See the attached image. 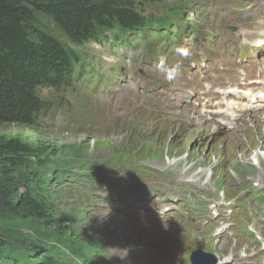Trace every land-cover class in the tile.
Wrapping results in <instances>:
<instances>
[{
	"label": "rangeland",
	"instance_id": "1",
	"mask_svg": "<svg viewBox=\"0 0 264 264\" xmlns=\"http://www.w3.org/2000/svg\"><path fill=\"white\" fill-rule=\"evenodd\" d=\"M180 3L187 8L189 16H191L192 11L188 10L189 8L191 10L193 6H198L202 10L201 17L198 18L197 22L200 24L201 21L204 26L198 30V35L180 40L179 45L176 41H166V45L165 41L155 45H147L144 40H136L134 49L122 50L124 58L114 56L113 52L115 49L87 43L80 48L81 53L85 57L84 66L89 70L92 68L97 73L105 71L101 75L103 81L100 83V87H92L90 93L86 94L83 92L80 94L81 98H76L74 95L79 94L83 88L81 87V81L78 79L72 85V91L69 90L64 93L51 92L53 99H58L59 95H63L61 102L57 103L60 107L57 109L53 108L37 129L17 125H4L0 128V133L9 138H17L23 141L28 150L32 151L33 157L30 161L36 167L54 166V163L60 158L58 155L59 148H63L62 151L67 158L65 161L71 160L70 163H77L78 167L93 164L99 168L105 165L106 162L129 158L128 155L136 158L132 160L136 161L134 167L137 166L140 173L146 172L148 176H146L144 181L147 184L140 182L136 175L135 181L126 179L131 188V193H121L114 198L117 200L120 197H124L126 202L118 204L115 209L110 208L108 215L100 216V219L108 221L99 226L101 228L100 232L94 231L83 224L78 225L74 229L76 236L83 240L87 238L93 240L98 244V247H101L100 256L104 257L105 264H120L124 261H128L131 264H160L159 255L165 259L170 257L169 254L164 256V253L167 252L169 247L174 245V242L168 240L167 237L175 234L177 226L181 229L183 227L175 222L176 219L171 220V222H174L172 227L170 222L167 221V217L176 215L178 211L183 214H186L187 211L191 213L188 216H183V224L189 232L188 244L199 239L197 228L188 226V222L194 220L196 216L193 203L189 199L171 200L174 203L178 202L179 210H177V206L174 204L173 207H170L169 199H158L156 202H162L160 204L153 202L151 199L145 201L142 195L146 190L154 187L167 189L169 186L178 185L179 194L185 196V198L190 196L193 200L200 199L207 210L211 203L215 202L218 204L221 202L218 191L225 185L228 194V205L220 209L225 219L229 216L228 209L233 208L234 214L231 216L230 222L237 221L238 230L241 235H245V239H254L252 235L247 234L246 226L255 218L259 222L258 228L264 232V179L256 187V189L260 190L253 189L251 183L246 179L247 176L254 178V174L250 173V171L233 175L223 181L221 185L213 179L207 184L201 182L183 188V185H180V180L183 178L180 176L178 169L185 168L188 164L185 158L178 157L176 159L178 162L168 168L166 173H172V176L164 186L161 182H153L157 178H163V175L151 173V170L145 168L149 162L160 160L168 153L171 155L172 151H176L172 156H178L188 150L190 146L197 147L199 143H202L200 146L202 148L197 150V153H201L204 150V143H206L205 155H207L214 141V138L208 141L209 135L203 136L204 132L198 134V130H182L176 125L162 123L158 115H155V117H152L151 114L146 116V114L136 110V108L144 105L135 106L132 104L134 100L137 104L141 102L140 89L134 88L135 84H141L143 87L144 82L148 80L167 78L166 74L161 73L157 67L161 59H164L169 67L178 62L180 63L181 70L179 75L169 79L171 83L168 87L175 89L177 87L180 92H183L186 88H198L201 84V80L198 85L194 84V80H192L195 74H199L198 71L192 69L196 60L198 70L201 62L202 65L206 66V68L201 70V76L203 77L206 74L222 80L230 78L235 81L243 77L245 82L242 87L248 88L250 84L247 81L254 76V73L244 71L243 67L237 62L244 58L239 53L250 48H245L241 41V37L245 36V29L249 27L251 30H256L253 33L254 37H258L261 34L262 28L254 27L258 24L256 21L264 16V8L260 7V0H156L146 5L144 14L154 18H161L165 15L170 17L171 15L173 16V13L179 12L176 5ZM242 13L247 16H243ZM232 25L236 27L237 31L231 32L227 28V26ZM53 34L60 37L56 30H53ZM199 36H202V38ZM174 39L176 40V38ZM177 47L189 48L190 56L185 58L178 55L175 51ZM253 51L251 49L248 57L244 61L242 60L243 64L255 62L256 57ZM152 52L154 57L157 56L159 60L149 57ZM261 56H263L262 53L258 55V57ZM253 60L254 62H252ZM120 61L125 65L124 76H122ZM84 74L85 72L82 70L79 77H83ZM172 91V89H166L163 96L165 103H169L171 100ZM113 93H118L117 99L106 106L114 107L115 109L120 105L121 114L116 119H110L111 117L105 112V106H101ZM48 94L49 91L44 92L43 96L47 97ZM121 99L127 104L126 109L123 107ZM175 99L178 102V97H175ZM147 107L149 110H154L153 105L147 104ZM246 115L248 124L250 123L255 131V140L250 143L249 148L245 145V143L247 144L246 140H243L242 145L239 142L235 144L237 149L234 150L232 158L228 161L229 170H232L234 163H246L253 152L264 149V113H257L255 117H258V121H255L250 114L247 113ZM221 135V133H218L214 137H221ZM236 136L237 134H234L235 139ZM211 154L213 155V152ZM206 158H209V155ZM163 165L164 163L160 164V168ZM106 194L107 192L104 195ZM255 194L259 197L256 201L254 200ZM115 195L112 194V196ZM169 195L173 197L171 194ZM132 205L134 207H131ZM160 205L165 206L163 209L170 210L160 219H154V213L151 209ZM159 210L157 209L156 211ZM53 213H59L55 217L58 221H62L67 217V214L61 213L59 206L58 212L54 210ZM237 216L241 220L235 219ZM198 218H205L202 211L198 213ZM100 219L96 221L99 224ZM61 228L64 231L63 238L49 233L47 229H44L38 223L31 222L27 228L23 227L22 229H25V237L23 238L36 241V244H39L36 247L33 244L28 247L21 246V238L8 230L9 232L7 231L6 234L9 240L14 242L9 245V248H12L15 252V260L20 264L24 261H27L28 264H37L42 246L52 244L62 245L71 252L74 251L80 264H99V256H91L89 258L88 254L86 255L85 244L80 245L79 255L76 254V250L73 249L74 240L70 242L67 239L69 236L67 232L71 228L67 230L66 228ZM134 231L137 232L134 236L137 240L135 245L131 239H126L127 234L132 235ZM15 232L20 233L19 231ZM105 233L106 237L102 235ZM207 233L211 239H216L213 238L211 232L207 231ZM236 236L242 245L246 243L254 244L250 243V241L242 240L238 235ZM207 238L208 235L205 236V239ZM219 241V244L223 243L224 245H230L232 242L230 239H219ZM149 255H153L155 258L148 260L147 256ZM143 257L146 259L141 260ZM172 264H175V262L172 261Z\"/></svg>",
	"mask_w": 264,
	"mask_h": 264
},
{
	"label": "trees",
	"instance_id": "2",
	"mask_svg": "<svg viewBox=\"0 0 264 264\" xmlns=\"http://www.w3.org/2000/svg\"><path fill=\"white\" fill-rule=\"evenodd\" d=\"M155 1L0 0V128L40 127L63 99V95L53 99L51 92L72 91L77 73L86 69L80 51L83 45L92 42L104 46L128 45V38L143 37L144 33L154 34L159 40L172 33L173 27L183 22L187 8L180 3L176 5L179 12L173 16L145 15L146 5ZM194 13L197 17L201 15L200 11ZM47 91V97L43 96ZM74 97L81 98L79 94ZM59 149L60 158L53 167L68 169L78 165L65 161L63 148ZM32 157V151L23 141L0 133V264H20L9 248L14 242L9 240L8 230L21 238V246H39L36 241L23 238L22 228L31 222L59 238L64 237L61 227L71 228L67 239L74 240L76 254L80 245L85 244L86 255L97 256L101 247L95 241L76 236L77 224L71 210L65 212L67 217L62 221L55 219L58 214L53 213L51 203L60 204V200L41 181L36 169L44 167L31 163ZM54 249L50 245L42 246L37 264H71L68 248L69 252Z\"/></svg>",
	"mask_w": 264,
	"mask_h": 264
},
{
	"label": "bare ground",
	"instance_id": "3",
	"mask_svg": "<svg viewBox=\"0 0 264 264\" xmlns=\"http://www.w3.org/2000/svg\"><path fill=\"white\" fill-rule=\"evenodd\" d=\"M258 45H262V41L261 40H259L258 42ZM240 95H242V94H240ZM243 98H247V99H249V101H251L252 103H256L257 102V99L259 98L258 97V95H256V94H247V93H243V96H242ZM242 97L240 98V100L242 99ZM263 103V102H262ZM261 103V104H262ZM223 105H225L226 107L228 106L230 109L231 108H240V109H243V107H245V105H237V104H235V103H233V102H226V103H223ZM205 108V107H204ZM224 112L225 111H217V112H214L213 113V115H214V117H221V115H223L224 114ZM204 115L205 116H210L209 114H210V112L209 111H207L206 109H204ZM225 115H227L228 117H229V119H228V122L229 123H231L233 120H234V118H236L237 116H238V114H236V113H234L233 111L231 112V111H229V112H225ZM216 127L219 129V130H222V129H224V126H223V124L221 123V121L220 120H218V124H216ZM192 151L194 152H197V149H196V147H192ZM258 161H259V159H258ZM259 162H261L263 165H264V160L263 161H259ZM175 163V162H174ZM178 171L180 172V176L181 177H184L185 178V181H187V182H191V183H195V182H197L198 181V179H197V175L199 174V173H194L193 175H189V173L187 172V169H184V167L181 169H178ZM166 175H169L170 177L172 176V173H168V174H166ZM145 184H147V183H145ZM165 206L164 205H160L159 207H157V208H155V207H152V211H153V213H154V216H153V218L154 219H160L161 217H162V215H160V214H156L155 213V211L157 210V209H163ZM219 231V230H218ZM217 231V232H218ZM230 260V258H226V261H229ZM173 261V260H172ZM198 263H202L201 261H197ZM172 263V262H171ZM189 264H195V263H192L191 261L189 262Z\"/></svg>",
	"mask_w": 264,
	"mask_h": 264
},
{
	"label": "clouds",
	"instance_id": "4",
	"mask_svg": "<svg viewBox=\"0 0 264 264\" xmlns=\"http://www.w3.org/2000/svg\"><path fill=\"white\" fill-rule=\"evenodd\" d=\"M175 51L178 55L185 58L191 54L190 49L187 47H177ZM157 67L161 73L166 74L168 79H173L179 75V66L169 67L164 59H161L160 64Z\"/></svg>",
	"mask_w": 264,
	"mask_h": 264
},
{
	"label": "water",
	"instance_id": "5",
	"mask_svg": "<svg viewBox=\"0 0 264 264\" xmlns=\"http://www.w3.org/2000/svg\"><path fill=\"white\" fill-rule=\"evenodd\" d=\"M197 257H198L199 259L201 258L200 255H197ZM206 258H207V257H206ZM197 261H198V259H194V260H193V263H195V264H199Z\"/></svg>",
	"mask_w": 264,
	"mask_h": 264
}]
</instances>
